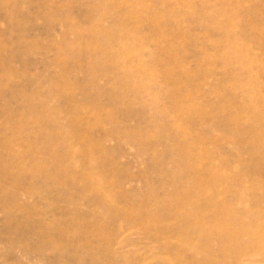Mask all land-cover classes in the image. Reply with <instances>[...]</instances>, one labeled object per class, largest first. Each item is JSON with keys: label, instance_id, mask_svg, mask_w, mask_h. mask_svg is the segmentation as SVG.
I'll return each instance as SVG.
<instances>
[{"label": "rangeland", "instance_id": "obj_1", "mask_svg": "<svg viewBox=\"0 0 264 264\" xmlns=\"http://www.w3.org/2000/svg\"><path fill=\"white\" fill-rule=\"evenodd\" d=\"M1 159L0 264H264V0H0Z\"/></svg>", "mask_w": 264, "mask_h": 264}, {"label": "bare ground", "instance_id": "obj_2", "mask_svg": "<svg viewBox=\"0 0 264 264\" xmlns=\"http://www.w3.org/2000/svg\"><path fill=\"white\" fill-rule=\"evenodd\" d=\"M97 1V0H96ZM100 2V1H99ZM93 3H94V1H93ZM98 3V2H97ZM96 3V4H97ZM100 3H98V5H99ZM91 19V21L93 20L92 18H90ZM94 21H95V19L93 20V23H94ZM252 24V23H251ZM96 26V25H95ZM251 26V29H254L255 31H258L259 30V28L257 29L254 25H250ZM254 26V27H253ZM73 29V28H72ZM69 30V29H68ZM74 30V29H73ZM253 30V31H254ZM254 31V32H255ZM93 32V31H92ZM95 32V31H94ZM258 32H262V31H258ZM97 33H98V31H97ZM260 34V33H259ZM74 45V44H73ZM85 45V44H84ZM80 46V45H79ZM83 46V45H82ZM81 46V47H82ZM80 47V48H81ZM64 48H68V50H70V48H71V45H69V44H65L64 45ZM77 48V47H76ZM82 48H84V46L82 47ZM72 49H73V47H72ZM75 49V48H74ZM78 50V49H77ZM92 66V65H91ZM89 67V66H88ZM93 67H95V66H93ZM90 70V69H89ZM91 71V70H90ZM128 74V73H127ZM10 76V75H9ZM8 76V77H9ZM138 92V91H137ZM137 94V93H136ZM140 94V93H139ZM28 104V103H27ZM28 106V105H27ZM30 108V107H29ZM35 111H37V108L36 109H34ZM31 111V109L29 110V112ZM199 111V110H198ZM28 112V114H30ZM38 112V111H37ZM36 113V112H35ZM35 113H34V115H35ZM43 114V113H42ZM31 115V114H30ZM33 115V114H32ZM41 115V114H40ZM54 120V119H53ZM77 123V122H76ZM224 123V122H223ZM2 126V125H1ZM3 130L7 133V131H9V133H7V134H9V135H5V136H2L3 137V140L4 141H9V142H11V140H9L10 139V137H12L13 136V134H14V132H16L17 130H18V128H16V126L15 125H13V123L12 122H7V121H5V123L3 124ZM1 127V128H2ZM254 127H252V129H251V131L252 130H254L255 131V129H253ZM13 131V132H12ZM253 133V132H252ZM255 133H256V131H255ZM250 134H251V132H250ZM133 135V134H132ZM131 135V136H132ZM251 135H253V134H251ZM257 135H259L258 133H257ZM130 136V137H131ZM256 136V135H255ZM255 136H254V138H255ZM261 136V135H260ZM260 136H256L258 139H259V137ZM53 137V136H52ZM247 137V136H246ZM251 137V136H250ZM253 137V136H252ZM43 138H44V141L45 140H47V141H45V142H47L48 144H45V147L44 148H46V149H48L50 146H52L53 145V141L51 140V135L50 134H48V132H46V133H44L43 134ZM262 138V137H261ZM11 139H13V138H11ZM53 139V138H52ZM55 139V138H54ZM251 139V138H250ZM249 139V140H250ZM263 139V138H262ZM254 140V139H253ZM254 141H256V140H254ZM258 141V140H257ZM256 141V142H257ZM262 141V140H261ZM263 142V141H262ZM43 144V143H42ZM57 147H60L61 145H62V143H57V144H55ZM61 150V149H60ZM69 152V151H68ZM67 152V153H68ZM50 153H52L51 151H50ZM175 153V155L176 156H184L183 154H182V151L181 150H179V151H176V152H174ZM48 155V154H47ZM58 155V154H57ZM60 155V154H59ZM13 156V155H12ZM11 156V157H12ZM61 156V155H60ZM183 158H185V156L183 157ZM35 159V158H34ZM53 161V160H52ZM52 161H50L51 163H52ZM49 162V161H48ZM5 163V161H2V159L0 160V166L2 167V169L4 170V171H2V172H4L3 174H8L9 173V171H8V168H7V166H6V163ZM36 163V162H35ZM42 163V162H41ZM36 164H38V163H36ZM54 164V165H53ZM53 164H51V165H53V167L55 168V163H53ZM42 165V164H41ZM40 165V166H41ZM45 165H47V164H45ZM44 165V166H45ZM25 167V166H24ZM63 167H64V165H63ZM19 168V167H18ZM42 167H39V169H38V171L37 172H34V173H38L39 171L40 172H42L43 170V168L41 169ZM45 168H46V166H45ZM44 168V169H45ZM188 168H190V167H188ZM42 171H41V170ZM64 169V168H63ZM191 169V168H190ZM206 169H207V167H206ZM20 170H22V168L20 169ZM46 170V169H45ZM44 170V171H45ZM65 170V169H64ZM208 170V169H207ZM63 170H60V167H57V168H55L54 169V171L51 173V175H48V176H50V178L49 179H51L52 181H54L55 183H56V185H58V186H62L64 189H67L68 188V186H69V183H68V185H67V183L66 182H68V181H65V183H64V179H66V178H64V172H62ZM20 172V171H19ZM39 172V173H40ZM67 172V171H66ZM105 172H108V170H105ZM204 172H208V171H205L204 170ZM44 174H46L45 172H43ZM199 173V172H198ZM200 174H201V172H200ZM207 174V173H206ZM40 175V174H39ZM34 176H37V175H34ZM202 177V176H201ZM191 178V177H190ZM49 179H47V180H49ZM199 180V179H198ZM50 181V180H49ZM53 183V182H52ZM71 183H72V181H71ZM74 183V182H73ZM200 183V182H199ZM198 183V184H199ZM206 184V183H205ZM70 185H73V184H70ZM207 185V184H206ZM200 186V185H199ZM208 186V185H207ZM207 186H205L204 184L203 185H201V187H199L200 188V192L202 193H204V191L203 190H205L206 189V187ZM69 188H76V185H75V187H69ZM198 188V187H197ZM208 189V188H207ZM70 190V189H69ZM198 191V190H197ZM206 191V190H205ZM212 192V191H211ZM70 193V192H69ZM243 191L242 192H240V193H237V197H238V199H240V200H242V196H243ZM213 194V193H212ZM211 194V195H212ZM202 196V195H201ZM206 195H204V197H205ZM209 196V195H208ZM98 197L103 201V202H106L105 200H106V198L104 197V196H101L100 194H98ZM202 198V197H201ZM211 198V197H210ZM216 198V197H215ZM214 198V199H215ZM195 199V198H194ZM194 199L192 198V196H190V195H186L185 196V202L183 201V204H192L193 205V203L195 202L194 201ZM204 199V198H203ZM202 199V200H203ZM196 200V199H195ZM200 201V200H199ZM196 203V202H195ZM186 204V205H187ZM205 204V205H204ZM203 205H204V207H203V209L204 210H209V208H211V207H213L214 206V204H213V202L209 199L207 202L205 201V203H204ZM202 205V206H203ZM216 205V207H218L219 205H218V203H216L215 204ZM218 205V206H217ZM191 206V205H190ZM190 206H189V208H190ZM192 207H195V206H192ZM216 207H214V208H216ZM202 208V207H201ZM221 208V207H220ZM192 209V208H191ZM195 208H193V210H194ZM217 209V208H216ZM186 210V209H185ZM189 210V209H188ZM188 210H186V212L188 211ZM213 210V209H212ZM218 212H216V214L215 213H213L214 215H212V217L211 218H207V217H205V218H203L200 214L198 215V216H196V215H194V212H193V214H191L190 212L189 213H186L185 215L183 214V211H182V213H180V215L181 216H178V217H181V220H183V223H184V228L186 229V230H190V232L192 233V234H194L196 237H200V236H207L208 235V233H212V231L215 233H218V235H220L221 237H225L226 235H225V232H220L222 229H219L220 227L219 226H217V224H214V223H216V218L217 217H220V218H222V216L225 214L226 215V213L224 212V209L222 210V209H219V207H218ZM203 211V210H202ZM214 211H215V209H214ZM179 211H177L176 209H173L172 210V212L170 213V215H176L177 216V213H178ZM199 212V211H198ZM201 212V211H200ZM207 212V211H206ZM197 213V212H196ZM198 214V213H197ZM199 216H201V217H199ZM227 219V218H226ZM229 220L231 219V218H228ZM8 220V219H7ZM12 220V219H11ZM141 220L143 221V223H141V222H139L138 223V226L139 227H141V229H144L147 233H148V230H150L151 229V226H148V224H146V221L143 219V218H141ZM212 220H215V221H213L212 222ZM232 222H233V220H232ZM229 224H231V223H229ZM229 226V225H228ZM249 227V226H248ZM227 228V227H226ZM241 230H244V229H241ZM245 231H250V229H247V230H244V231H242V232H235V233H232V235H230L229 237H228V243L230 244V249H231V247H233V245H234V243L236 242V244H237V242H238V238H240V236L242 235V233H245ZM234 232V231H233ZM156 236V235H155ZM161 237H163V234H160V235H158L157 237H156V239H160ZM152 238V237H151ZM114 243H116L117 245H122L123 244V238H119L117 241H116V239H113L112 240ZM189 243H190V241H188ZM192 242V241H191ZM208 242V241H207ZM206 242V243H207ZM206 245V244H205ZM209 245H210V242H209ZM64 247H65V245L63 244V246H61V252H63L64 251ZM120 246H116V247H114L112 250L113 251H115V248H119ZM209 247V246H208ZM208 247H202L201 248V246H200V248L199 249H197V250H201V251H203V252H205L206 254H207V258L208 259H210V260H212L213 258H214V256H213V254H212V250L213 249H209ZM197 248V247H196ZM205 254V255H206ZM76 259H78V258H76ZM235 260L237 261V262H240V261H242L243 259H240V256H239V253H238V255H236L235 256Z\"/></svg>", "mask_w": 264, "mask_h": 264}]
</instances>
